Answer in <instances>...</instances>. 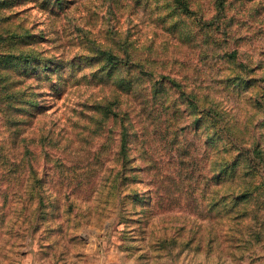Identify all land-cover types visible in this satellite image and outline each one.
<instances>
[{
    "label": "rangeland",
    "instance_id": "obj_1",
    "mask_svg": "<svg viewBox=\"0 0 264 264\" xmlns=\"http://www.w3.org/2000/svg\"><path fill=\"white\" fill-rule=\"evenodd\" d=\"M169 5L0 0V264H264V0Z\"/></svg>",
    "mask_w": 264,
    "mask_h": 264
},
{
    "label": "trees",
    "instance_id": "obj_2",
    "mask_svg": "<svg viewBox=\"0 0 264 264\" xmlns=\"http://www.w3.org/2000/svg\"><path fill=\"white\" fill-rule=\"evenodd\" d=\"M169 2L172 3L171 6L173 11H176L182 15L188 16V17H193L195 20V26L194 28H192V31L190 30L187 31V37H200L203 36V38L205 40H216L217 37L220 36H225L226 39L228 40L229 37H231V31L229 30L228 26H229V21H223L224 19H227L225 16V11H226V0H214V7L213 10L211 12V14L207 17H199L196 13L197 10L193 9L191 6V0H169ZM223 16V17H222ZM197 17V18H196ZM228 20V19H227ZM203 30V31H202ZM239 47H237V45L235 44L234 47H231V45L229 47L226 48V50L223 52V56H221L224 59H228L229 61H236L237 57L239 55ZM105 59L109 62L107 67L109 70H113L111 68H115L117 66H126V67H130L128 64H131L133 62H131L128 59H122L120 57H117L115 54L113 53H106L105 54ZM239 65H241L243 68L245 67V63L244 62H238ZM106 74L108 73V70H106L105 72ZM162 78H166L168 80V82L174 86H176L177 88H179L182 92L183 95H186V97L189 99V101L191 102V104H195L197 95H200L207 103L206 107H204V109H202L203 111H205V114L212 117L215 121L218 119H221V114L220 111L217 107L215 106V103L213 101V96L211 94V98L208 96V92L205 91L204 94L201 93H196L193 90L190 91V93H187L184 89H183V85H181L182 83L178 82L176 79L174 78H170L168 76H161ZM238 77L240 78L241 75H238ZM125 82H127V80H125ZM251 89V87H250ZM159 92V87L154 88L153 93H158ZM235 94V93H233ZM240 96H236V99H239ZM242 98V97H240ZM217 101V100H216ZM107 111H109L107 108H105V113H107ZM115 115V113H113V116ZM198 120V119H196ZM219 121V120H218ZM221 126V125H220ZM185 129V127H181L179 128L180 132H183V130ZM225 130V129H224ZM227 133L230 132L229 128H226ZM195 175V173H194ZM206 175H204V173L202 171L198 172V175H195V177H198L201 181L205 178ZM199 179H195L194 177H190L189 176V186L191 185L192 189L191 192L195 195L197 194L196 192V188L199 186ZM207 180L208 177H207ZM205 181V180H204ZM180 184V189L176 190V193L178 195H184L185 196V191L186 189L183 188V184H184V178H180L179 181ZM182 190V191H181Z\"/></svg>",
    "mask_w": 264,
    "mask_h": 264
}]
</instances>
